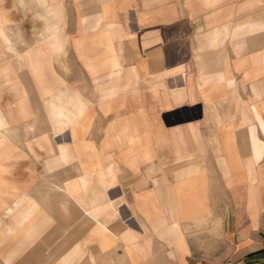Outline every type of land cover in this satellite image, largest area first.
<instances>
[{
  "label": "crops",
  "instance_id": "1",
  "mask_svg": "<svg viewBox=\"0 0 264 264\" xmlns=\"http://www.w3.org/2000/svg\"><path fill=\"white\" fill-rule=\"evenodd\" d=\"M56 1L0 0L2 264H264V0Z\"/></svg>",
  "mask_w": 264,
  "mask_h": 264
},
{
  "label": "rangeland",
  "instance_id": "2",
  "mask_svg": "<svg viewBox=\"0 0 264 264\" xmlns=\"http://www.w3.org/2000/svg\"><path fill=\"white\" fill-rule=\"evenodd\" d=\"M62 11V10H61ZM62 16V15H61ZM61 16H58L56 17L57 19L60 18ZM56 19V20H57ZM8 22V19L7 21H5V24ZM4 31V30H3ZM103 33V32H101ZM4 35V34H3ZM5 38V37H4ZM5 43H7V41L5 40ZM46 61H44L45 63ZM63 97V94H59L56 96V99L58 98H62ZM97 123H93L92 124V127L94 129V127L96 126ZM19 147V146H18ZM18 147H15V152L16 153H19L20 151V148ZM22 150V149H21ZM154 158V157H153ZM152 158V159H153ZM151 159V161H152ZM169 168H170V159H169ZM32 165L30 164L29 160L28 159H22L20 160L18 163L15 164L14 168H12L11 170V173H10V177L12 180H14L16 183H20V182H23L25 179H26V171L28 169V167H31ZM34 167H36L37 171L40 172V167L37 165V164H33ZM178 167V166H177ZM168 168V173L171 169ZM138 168H136L135 170L137 171ZM176 169V167L174 168ZM171 173L172 172H175V171H170ZM39 178V177H38ZM254 209V208H253ZM75 217V216H74ZM56 220H57V223L54 225V235H53V239H51L49 242H48V247H49V250L53 251V250H57L59 249V245H62V246H65L64 248L66 249L69 245H71L74 241L72 239H70V235H65L63 233V227H61L60 225H65L68 224L71 219H69V215H65V212L61 211V212H58L57 215H56ZM77 221V219H76ZM75 221V222H76ZM72 222V221H71ZM61 223V224H59ZM69 225V224H68ZM72 229L73 228H76L75 224L72 223ZM70 228V227H69ZM59 231V232H58ZM62 231V232H61ZM71 231V230H70ZM78 236V235H76ZM75 236V238H76ZM65 237H67V240H65ZM62 248V250H65ZM120 259V258H119ZM36 262V261H35ZM115 263H119V260L117 259L115 261ZM0 264H2V258L0 257Z\"/></svg>",
  "mask_w": 264,
  "mask_h": 264
},
{
  "label": "bare ground",
  "instance_id": "3",
  "mask_svg": "<svg viewBox=\"0 0 264 264\" xmlns=\"http://www.w3.org/2000/svg\"><path fill=\"white\" fill-rule=\"evenodd\" d=\"M59 1V0H58ZM55 2L57 3V1L55 0ZM58 15V12L56 13V16ZM1 17V16H0ZM2 18V17H1ZM2 20H0V23H1V25H0V37H1V39H3L4 41H5V38H4V35H3V28H2ZM60 27H58L57 26V24L55 25V26H51L50 27V32H54L55 33V35H54V37H52V39H50V41H49V43H50V45H52L53 47H54V50H55V53L57 54L58 52H61V51H63V45H64V43H63V41H61L60 40V37H59V33H58V29H59ZM203 30V29H202ZM239 30V29H238ZM108 32L106 31V32H104V33H102V34H107ZM57 36H58V38H57ZM58 39L60 40V41H58ZM105 44H107V45H110L111 43L110 42H108L107 41V43H105ZM237 48H236V52H237V49H239V46L237 45L236 46ZM239 53V52H238ZM115 60V59H114ZM109 62H111V61H109ZM7 65V64H6ZM109 65H112V64H109ZM5 66V65H4ZM2 67V66H1ZM8 67V66H7ZM3 68V67H2ZM5 68V67H4ZM8 71H9V68H8ZM9 72H11V71H9ZM15 75V74H14ZM116 77H118V76H116ZM115 78V77H114ZM17 80V79H16ZM15 80V81H16ZM116 80V79H115ZM114 80V81H115ZM12 81H14V80H12ZM113 81V80H112ZM8 83H12V82H8ZM8 85V84H7ZM12 85V84H11ZM2 85H0V87H1ZM6 85H4V87H5ZM3 86L1 87V88H4ZM8 87V86H7ZM9 88V87H8ZM20 89V88H19ZM110 97H112V94L110 95ZM111 101V100H110ZM39 118V117H38ZM45 119V118H44ZM44 119L42 120V122L44 121ZM58 122L56 123V126L58 127V128H60V127H62V125H63V122H61V120H57ZM46 123V122H45ZM46 125V124H45ZM43 126V125H42ZM41 126V127H42ZM47 126V125H46ZM45 126V127H46ZM48 130H50V129H48ZM51 131V130H50ZM27 133V132H26ZM45 133H46V131H45ZM48 133H49V131H48ZM51 133V132H50ZM50 139H52V138H50ZM52 143H53V141H52ZM177 153H179V152H177ZM49 158V157H48ZM34 159V158H33ZM44 159V158H43ZM64 163V162H63ZM60 165V164H59ZM74 178V177H73ZM56 186V185H55ZM58 188H62L61 186H59ZM82 188V187H81ZM63 190V189H62ZM25 197V196H24ZM112 208V207H111Z\"/></svg>",
  "mask_w": 264,
  "mask_h": 264
}]
</instances>
